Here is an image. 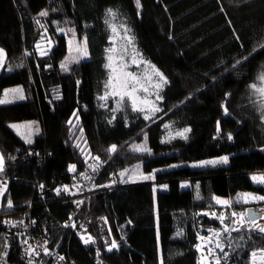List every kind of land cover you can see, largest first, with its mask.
I'll list each match as a JSON object with an SVG mask.
<instances>
[{
    "label": "trees",
    "instance_id": "obj_1",
    "mask_svg": "<svg viewBox=\"0 0 264 264\" xmlns=\"http://www.w3.org/2000/svg\"><path fill=\"white\" fill-rule=\"evenodd\" d=\"M60 26L87 39V58L67 70ZM45 34L53 45L41 55L37 45ZM0 46L6 53L0 100L11 86L24 96L0 103L3 204L25 207L37 182L67 183L70 166L81 170L87 157L103 161L91 169L96 188L119 185L91 199L82 225L96 240L92 247L57 226L74 207L48 202L53 233L62 235L77 264H199L196 211L215 208L217 197H264V183L253 181L264 173V0H0ZM112 48L119 63L152 76L153 85L159 81L152 66L166 78L162 88L139 92L158 112L140 102L145 111H133L127 96L101 99L111 93ZM24 120H37L42 129L31 143L10 127ZM184 129L190 131L177 135ZM137 143L150 151L134 150ZM215 157L228 160L188 165ZM138 163L152 178L120 182L119 173ZM86 210L84 204L80 213ZM97 218L109 229L108 244ZM241 233L228 264H249L250 251L264 249V234L234 235Z\"/></svg>",
    "mask_w": 264,
    "mask_h": 264
},
{
    "label": "built area",
    "instance_id": "obj_2",
    "mask_svg": "<svg viewBox=\"0 0 264 264\" xmlns=\"http://www.w3.org/2000/svg\"><path fill=\"white\" fill-rule=\"evenodd\" d=\"M94 158L87 157L81 170H78L77 164L73 163L71 166H75V170L69 169L71 176L67 183L52 187L43 182H37L35 191L25 207L0 211V264H77L68 248L65 247L62 235L56 236L53 233L54 222L48 210L50 201L56 204L69 203L74 207L60 225L56 224L57 226L67 229L69 237L79 239L83 247H92L95 244L96 240L82 225L87 218V213L92 209L91 199L105 191H114L119 185L109 181L95 187L94 174L89 166L102 165L103 161ZM16 179H18L16 176L12 177V180ZM64 186H67V191L64 190ZM58 189L59 192H57ZM84 204L87 205V210L83 214L80 211L84 208ZM97 223L104 232L103 240L108 244L112 238L105 221L103 218H97ZM89 236L92 237V241L84 243ZM199 238L200 234L195 244L199 256L198 262L208 264L202 262L201 257H205L204 245ZM197 245L201 247L198 248Z\"/></svg>",
    "mask_w": 264,
    "mask_h": 264
},
{
    "label": "rangeland",
    "instance_id": "obj_3",
    "mask_svg": "<svg viewBox=\"0 0 264 264\" xmlns=\"http://www.w3.org/2000/svg\"><path fill=\"white\" fill-rule=\"evenodd\" d=\"M61 29H63V31H61ZM70 29L72 31H70ZM58 32L63 33L65 38L67 39V50L68 51H67L66 57L64 58L63 63H67V67H68L72 63L77 62L76 60H73L71 58L79 55V53L76 50L77 46H79L81 49L84 48V45H83L84 39L78 37L75 30L71 27L60 26V27H58ZM40 40L41 41L37 45L38 51L40 53H41V51L47 52V50L50 49V47H52V45H53L52 40H50L48 35H46V34L43 35V37H41ZM0 49L3 50V53L0 54V61H2V63H3L6 53L4 52V49L1 46H0ZM112 49H114V52H112V55L115 57V59L113 61V68H115L116 71L113 72L112 70L109 69V71H111L110 75L122 76V73L124 71L130 72V73H135L137 75H142V74H138L134 70H130L129 67L125 68L123 64L119 63L116 59L117 50L115 48H112ZM66 58H68V59H66ZM85 58H87V56L80 58L79 60H83ZM141 83H145V81H141ZM17 88H20V87L19 86H11L7 90L17 89ZM109 89H110V92L116 91L119 93H123L125 91L123 88H121L115 82L113 83L112 86L109 87ZM137 96H138L137 103H139L140 100L144 99L143 98L144 96H142L139 92L137 93ZM2 100H6V101L12 103V101L18 100V97H11L10 93L8 92L7 95H5V93H4V95L2 96ZM30 123H31V129L26 127ZM12 125H19L21 127L18 130L17 128L12 127ZM10 127L12 130L16 131L17 134H19V136L22 138L23 141H26L25 137L28 136L29 132H30L31 133V135H30L31 142L42 131V129H40V124L37 120L16 121V122L11 123ZM37 128L39 129L38 131H36ZM138 145L144 146V143H137L134 146H138ZM217 158H219V157H215L214 159H204V161L219 160ZM201 162L202 161H198V162H195L193 164H188V165H191V166L198 165L199 167H202V166L205 167V165L200 166ZM134 169H135V173H133ZM127 170H129V174H135L137 176H141V175L142 176H148V175L141 172L140 163L133 164V165L127 167ZM255 177H264V173L255 175ZM126 179H127V176L121 177L120 182H123ZM139 180H147V179H137L136 181L138 182ZM185 182L188 183L187 181H185ZM254 182H256V181H254ZM124 183H126V182H124ZM186 183H183L182 187L187 186L188 184H186ZM256 183H261V182H256ZM3 184L4 183L0 181V187H2ZM160 189H165V186L161 185ZM245 194H251V196L257 197V199H251L250 197L245 196ZM259 197H261V196L255 194V193H252V192L240 193L234 199L233 198L232 199L226 198V197H217L221 201L228 200V201H231V203L227 204V205L223 204V203H218L217 199L215 198L214 199L215 200V206H216L215 208L196 211L195 220H194V223H195L194 228H195V231L197 232V234H200V238H199L200 242L202 245H204L203 246L204 247L203 253L205 254L204 255L205 257H201L203 259L202 262H206L208 264L209 263L215 264V258L214 257L216 255H219V256H221V264H228L231 260V257H232V248H233L234 244H236V245L240 244V240H241V237L243 234V233H241L238 237H236L234 235V232H238V231L241 232V230H243L246 232L255 231V232L259 233L260 235L264 234V233L259 232L258 230H254L253 228L252 229L249 228L247 225H239V224L235 223L234 219L236 218V216H232V213L239 214L240 211H242L243 213H246L245 209L247 207H251V206H253L255 209H258V210L262 209L264 207V203H263L264 200L258 199ZM239 203L242 205V208L240 210H236L234 207H235V205H237ZM11 208H13V204L11 206H9L8 202L3 204V206L1 207V209H3V210L11 209ZM213 214H215V215H213ZM221 215L226 217V219L223 223L221 222L220 219H218V217ZM207 218L210 219L211 222H208V224L205 225V223H203V220L207 219ZM225 224H227L229 229H230L228 232L223 231ZM237 228L239 229L238 231L232 230V229H237ZM216 232H219L221 234L219 236H216V235H214V233H216ZM201 238H203V239H201ZM209 241H211V242L209 243ZM216 243H220L223 247L224 252L228 254L226 260L223 259V255H222V253H220V249L215 247ZM209 248L213 249V255L212 256H210L208 254ZM261 250H264V249L256 248V249H253L252 251H250V253H249L250 254L249 255V264H264V258H262L261 254H260ZM253 252L257 253L255 258H253L251 255ZM1 254L6 255L5 253H1Z\"/></svg>",
    "mask_w": 264,
    "mask_h": 264
},
{
    "label": "snow or ice",
    "instance_id": "obj_4",
    "mask_svg": "<svg viewBox=\"0 0 264 264\" xmlns=\"http://www.w3.org/2000/svg\"><path fill=\"white\" fill-rule=\"evenodd\" d=\"M137 3H139V0H137ZM109 14L110 15H114V13L112 12L111 9H109ZM41 15H47V13L46 12H42ZM61 31H63V29H61ZM70 31H72V30L70 29ZM113 31L114 32L116 31L115 27H113ZM128 31L129 30L125 29L126 40H127V43L130 45L133 42V38L131 36L127 35ZM83 45H84L83 49H81L79 46H77L76 50L79 53V55L74 56L71 59L78 61L80 58H83V57L87 56V50H86L87 39L86 38L83 41ZM108 51H109V53H112V52H114V49H109ZM2 53H3V50L0 49V54H2ZM40 54L41 55H46V52L41 51ZM66 59H68V58H66ZM114 59H115V57L110 54L108 56L109 63L106 65V67H108L113 72L116 71V69L113 68ZM119 59L122 62L123 61V55H121L119 57ZM245 59H247V58H245ZM132 63H139V61L135 57H133L132 58ZM237 63H240V61H237ZM0 66H2V61H0ZM61 67L64 68V70H67V63H62ZM124 67L126 68V65H124ZM152 68L154 69L153 75L156 78H158V81H159V82L155 83L154 85L152 84V78H153L152 76H142V75H137L135 73H130V72H127V71H124L122 73V76H112V75H110L109 81L106 84V88L112 86L113 83L115 82L121 88H123L125 91L123 93H119V92H116V91H113L111 93H106L105 96L101 97V99H106L109 94H111V95H119L121 100H123L124 97L127 96L130 99V101H131V105H132V110L133 111H145V109L141 108L138 105V103H137V101H138L137 93L140 92V91H143L144 93H148L149 92V87L147 85H151V87L153 89L158 90V89L162 88L164 84L167 83V80L163 76V74L160 73L158 70H155L154 66H152ZM141 81H145V83H141ZM8 92L20 93L19 98L20 99H24V96L22 94V89L17 88V89L5 90V95H7ZM160 99H162V97L157 94L156 95V100H160ZM7 102L8 101H6V100H0V103H7ZM140 103L141 104H145V105H150V107L148 108V111L151 112V113H155V112L159 111V108L155 107V102L154 101H149L147 99V97H145L143 100H140ZM118 107H119V102H118ZM225 111L227 112L226 108H225ZM149 118H150V116H148V115L145 116V119H149ZM12 127L17 128L19 130V128L21 126L12 125ZM26 127L31 129V123L28 124ZM38 130L39 129L37 128L36 131H38ZM188 131H190V129H184L183 132H178L177 135L184 136L185 133H187ZM30 135H31V133L29 132V135L25 137V139H26V141L28 143H31ZM230 138H231V136H229V139ZM134 150L142 151V152H149L150 151L149 149H147L143 145L134 146ZM109 151L110 152H115L116 151V145H112L110 147ZM94 159L99 160V157H95ZM227 160H228V157H221L219 160L202 161L200 166L207 165V164H216V163H221V162L226 163ZM2 167H3V157H0V170H2ZM89 167H91L93 169V171H95L96 168L99 167V165H90ZM70 170L74 171L75 170V166H70ZM133 173H135V169L133 170ZM81 175H84V174H81ZM119 175L121 177L127 176V179L124 182H128V181L135 182L137 179H151L152 178L151 175H148V176H142V175L141 176H137L135 174H129V170H127V169H125L124 171L120 172ZM85 178L88 179L89 177H85ZM253 180L256 181V182L264 183V177H255L254 176ZM64 190L67 191V186H64ZM59 191L60 190L58 189L57 192H59ZM245 196L250 197L251 199H257V197H253V196H251V194H245ZM216 199H217L218 203H223V204H226V205L231 203V201H228V200L221 201L219 198H216ZM258 199L264 200V197H259ZM78 203H81V202H78ZM8 205L9 206L12 205L11 200L8 201ZM213 215H215V214H213ZM236 215H237V213H232V216H236ZM239 215L241 217L239 223L241 225H243L244 224L243 217L246 214L245 213H240ZM218 219H220L221 222L223 223L225 221L226 217L221 215V216L218 217ZM251 226H253L254 230H258L259 232L264 233V227H260V226L256 225V221H255L254 216L251 217ZM229 230L230 229H229L228 225L225 224L223 231L224 232H228ZM232 230H237L238 231L239 229L237 228V229H232ZM181 234H182L181 232L177 233V235H181ZM220 234L221 233H219V232L214 233V235H216V236H219ZM82 239H83V237H82ZM201 239H203V238H201ZM91 241H92V237L89 236L87 239L84 240V243L87 244V243H89ZM210 242L211 241H209V243ZM115 247H117V244H116L115 241H113L112 244H111V248H115ZM197 247L200 248L201 245H197ZM215 247L220 249V253H222L223 259L226 260L228 254L224 252L222 245L220 243H216ZM109 250H111V249H109ZM45 254H47V252H45ZM208 254L210 256H212L213 255V249L209 248ZM260 254H261V257L264 258V250H261ZM251 255H252L253 258H255L257 253L253 252ZM214 258H215V264H221V256L216 255ZM61 259H63V258H61Z\"/></svg>",
    "mask_w": 264,
    "mask_h": 264
},
{
    "label": "bare ground",
    "instance_id": "obj_5",
    "mask_svg": "<svg viewBox=\"0 0 264 264\" xmlns=\"http://www.w3.org/2000/svg\"><path fill=\"white\" fill-rule=\"evenodd\" d=\"M255 209V208H254ZM256 212H258L260 214V217L259 218H255V221H256V225L260 226V227H264V207L260 210L256 209ZM240 213H243L242 211H240ZM239 213V214H240ZM237 214L236 215V218L234 219L235 223L241 225L239 223L241 217L240 215ZM244 219V224L243 225H247L249 228H253V226H251V220H247L246 217H243ZM254 229V228H253Z\"/></svg>",
    "mask_w": 264,
    "mask_h": 264
},
{
    "label": "crops",
    "instance_id": "obj_6",
    "mask_svg": "<svg viewBox=\"0 0 264 264\" xmlns=\"http://www.w3.org/2000/svg\"><path fill=\"white\" fill-rule=\"evenodd\" d=\"M4 58V57H3ZM5 60H6V54H5V59H4V62L2 63V66H0V71L3 69V67H4V63H5ZM20 89V88H19ZM7 90V89H6ZM4 93H5V91H4ZM10 93V95H11V97H16L17 95H19L20 93H13V92H9ZM4 95V94H3ZM2 100V99H1ZM8 103V102H7ZM0 157H3V167H2V170L4 169V155H3V153H1V151H0ZM2 170H0V171H2ZM0 181L1 182H3L4 184H3V186L2 187H0V209H1V207L3 206V195L5 194V191H6V189H7V183H6V180H2V179H0ZM1 210H3V209H1ZM0 210V211H1Z\"/></svg>",
    "mask_w": 264,
    "mask_h": 264
},
{
    "label": "water",
    "instance_id": "obj_7",
    "mask_svg": "<svg viewBox=\"0 0 264 264\" xmlns=\"http://www.w3.org/2000/svg\"><path fill=\"white\" fill-rule=\"evenodd\" d=\"M245 210H246L245 217H246L247 220H251L252 216H254V218H259L260 217V214L258 212H256V209H254L253 206L247 207Z\"/></svg>",
    "mask_w": 264,
    "mask_h": 264
}]
</instances>
